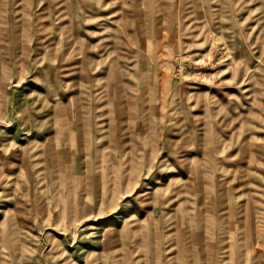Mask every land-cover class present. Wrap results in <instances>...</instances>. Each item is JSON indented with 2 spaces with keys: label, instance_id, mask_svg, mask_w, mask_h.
<instances>
[{
  "label": "rangeland",
  "instance_id": "374dc122",
  "mask_svg": "<svg viewBox=\"0 0 264 264\" xmlns=\"http://www.w3.org/2000/svg\"><path fill=\"white\" fill-rule=\"evenodd\" d=\"M0 264H264V0H0Z\"/></svg>",
  "mask_w": 264,
  "mask_h": 264
}]
</instances>
